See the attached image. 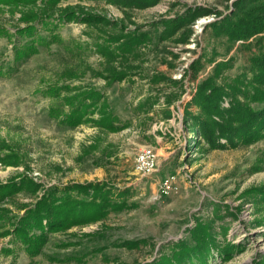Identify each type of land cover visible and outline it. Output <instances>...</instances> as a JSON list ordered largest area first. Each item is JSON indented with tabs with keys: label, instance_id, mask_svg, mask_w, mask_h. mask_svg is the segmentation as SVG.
<instances>
[{
	"label": "rangeland",
	"instance_id": "rangeland-1",
	"mask_svg": "<svg viewBox=\"0 0 264 264\" xmlns=\"http://www.w3.org/2000/svg\"><path fill=\"white\" fill-rule=\"evenodd\" d=\"M254 2L0 4V186L19 185L12 196L0 199V208L21 215L53 186L97 181L109 184L113 198L128 204L103 220L74 212L71 219L81 220L52 230L34 257L0 229V264H264V138L252 144L222 139L214 148L189 117H210L196 99L217 63L232 60L219 84L247 68L256 51L250 46L264 34L235 42L229 36H234L231 25ZM64 10L91 20L49 18L35 35L19 37L17 29L30 24L27 15L48 11L57 16ZM31 36L41 38L37 53L17 61L15 43L30 42ZM139 36H147L146 41L128 50L124 44ZM107 45L122 52L105 54ZM121 74L128 88L110 97L123 118L116 122L121 129L112 131L105 122V98L81 125L61 123L62 106L71 110L64 106L73 95L69 88L105 87ZM221 105L228 108L229 98ZM144 145L158 155V170L149 176L135 169ZM171 174L177 176L175 188L165 195L162 181ZM124 189L128 192L118 195ZM78 197L91 200L93 195ZM97 232L100 236H90ZM193 234L213 237L210 256L182 253L177 258L181 242L196 245ZM69 242L74 244L64 246ZM69 255H83V262L64 261Z\"/></svg>",
	"mask_w": 264,
	"mask_h": 264
},
{
	"label": "trees",
	"instance_id": "trees-1",
	"mask_svg": "<svg viewBox=\"0 0 264 264\" xmlns=\"http://www.w3.org/2000/svg\"><path fill=\"white\" fill-rule=\"evenodd\" d=\"M59 0H43V4L50 8L55 7ZM36 3V0H0V4H19ZM251 8L244 12V16L239 18L235 24L230 27L229 36L233 42L237 40L246 41L255 35L264 34V0H255ZM49 18H55L59 23L72 22L81 19L85 22L90 21L91 16L81 15L74 11L64 10L61 14L55 16L48 11L35 15H27L24 19L27 24L23 28L17 29L19 37L24 35H35L38 32L39 23H43ZM30 20V21H29ZM25 44L15 43V59L22 60L37 53L38 36ZM257 40L250 48L256 47L248 59L247 68L241 74L219 84L218 79L223 80L225 69L230 66L232 60L219 62L213 68L212 74L208 76L199 85L197 94V104L210 117L204 119L203 116L189 114L193 118L195 125L202 131L205 140L209 145L216 148L220 146L221 140L225 139L230 144H252L259 139L264 138V35L258 36ZM147 36H139L134 41L130 40L124 45L134 47L137 43L146 41ZM103 47L105 54L116 56L120 50L111 47ZM263 46V48H260ZM120 51V52H119ZM230 68V67H229ZM126 75H117L112 81L124 79ZM65 87V86H64ZM63 87V88H64ZM81 88L73 86L69 92L73 95L67 96L64 106L71 110L67 112L64 107L58 113L61 123L70 128H75L87 120V112L95 114L98 103L103 98L100 90L94 89L89 92H78ZM58 91L55 92V96ZM225 97L229 98L228 108H224L221 102ZM255 104V105H253ZM217 118H215V117ZM105 122L111 124L109 128L112 131L121 129L115 125L117 118L112 115H105ZM19 188L18 183L12 185L0 186V199L12 196ZM128 190H119L118 195L127 193ZM264 194V188L261 189ZM90 195L91 200L80 199L78 195ZM114 193L110 185L102 182L74 183L64 188L58 186L51 187L34 204L24 207V213L16 215L7 208H0V229H3L1 235L10 236V242H21L24 251L28 256L34 257L42 252V246L49 241V233L54 229L71 227L81 219H71L74 212H78L80 217H96L97 220L105 219L110 212H118L128 207L125 200L113 198ZM101 232L93 233L91 237L100 236ZM196 245L187 242H181V251L177 252V258L183 257L182 253L194 256H210L213 237H198L193 234ZM135 243V242H134ZM215 243V241H214ZM213 243V244H214ZM73 245L69 242L64 246ZM125 245V244H123ZM216 246V245H215ZM213 246L214 248H216ZM1 250H5L2 248ZM7 250V249H6ZM83 262V255H69L64 261Z\"/></svg>",
	"mask_w": 264,
	"mask_h": 264
},
{
	"label": "built area",
	"instance_id": "built-area-1",
	"mask_svg": "<svg viewBox=\"0 0 264 264\" xmlns=\"http://www.w3.org/2000/svg\"><path fill=\"white\" fill-rule=\"evenodd\" d=\"M158 155L156 149L151 145H144L137 154L135 169L141 176H149L158 170ZM177 176L166 175L162 181V193L169 195L174 190Z\"/></svg>",
	"mask_w": 264,
	"mask_h": 264
},
{
	"label": "crops",
	"instance_id": "crops-1",
	"mask_svg": "<svg viewBox=\"0 0 264 264\" xmlns=\"http://www.w3.org/2000/svg\"><path fill=\"white\" fill-rule=\"evenodd\" d=\"M106 80V79H105ZM107 81V80H106ZM105 81V82H106ZM127 85V83L125 82V79H121L119 81H112L108 84H106L105 87H102V86H95L96 88H94V86H80V88H84V89H87L89 87H92L94 89H97V90H100L101 93L103 94V99L105 98L107 100V104H108V107H107V114H110L113 116V118H117V121H120L121 119H123L120 115H116V113L114 112V104L110 102V97L112 99V95L115 94L117 95V89L118 88H121V89H125V88H128V87H125ZM79 87V86H77ZM123 87V88H122ZM116 105V104H115ZM116 125V123H115Z\"/></svg>",
	"mask_w": 264,
	"mask_h": 264
},
{
	"label": "bare ground",
	"instance_id": "bare-ground-1",
	"mask_svg": "<svg viewBox=\"0 0 264 264\" xmlns=\"http://www.w3.org/2000/svg\"><path fill=\"white\" fill-rule=\"evenodd\" d=\"M202 24V23H201Z\"/></svg>",
	"mask_w": 264,
	"mask_h": 264
}]
</instances>
